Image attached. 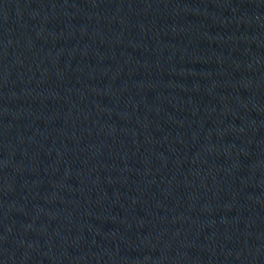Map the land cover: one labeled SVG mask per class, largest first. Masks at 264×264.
Returning a JSON list of instances; mask_svg holds the SVG:
<instances>
[{
    "label": "water",
    "instance_id": "obj_1",
    "mask_svg": "<svg viewBox=\"0 0 264 264\" xmlns=\"http://www.w3.org/2000/svg\"><path fill=\"white\" fill-rule=\"evenodd\" d=\"M264 0H0V264H253Z\"/></svg>",
    "mask_w": 264,
    "mask_h": 264
}]
</instances>
